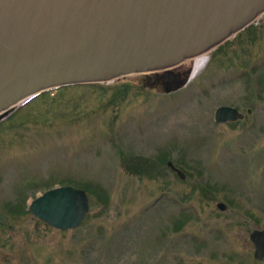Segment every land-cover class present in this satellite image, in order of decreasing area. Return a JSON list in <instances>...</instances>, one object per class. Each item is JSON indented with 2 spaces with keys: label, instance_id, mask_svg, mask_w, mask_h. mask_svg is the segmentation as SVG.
I'll return each mask as SVG.
<instances>
[{
  "label": "rangeland",
  "instance_id": "rangeland-1",
  "mask_svg": "<svg viewBox=\"0 0 264 264\" xmlns=\"http://www.w3.org/2000/svg\"><path fill=\"white\" fill-rule=\"evenodd\" d=\"M250 24L178 89L131 74L0 118V264H264L249 238L264 228V13ZM220 105L244 116L216 123ZM137 157L148 176L125 168ZM66 184L89 189L78 227L25 212Z\"/></svg>",
  "mask_w": 264,
  "mask_h": 264
},
{
  "label": "water",
  "instance_id": "water-1",
  "mask_svg": "<svg viewBox=\"0 0 264 264\" xmlns=\"http://www.w3.org/2000/svg\"><path fill=\"white\" fill-rule=\"evenodd\" d=\"M262 13L264 0H0V118L41 92L131 74H146L149 82L157 74L167 92L178 89L192 67L182 78L170 70L210 52ZM243 116L231 105L214 111L216 123ZM167 166L185 177L171 160ZM89 207L87 192L66 184L33 198L28 211L66 230L78 227ZM249 238L254 258L264 261V228Z\"/></svg>",
  "mask_w": 264,
  "mask_h": 264
},
{
  "label": "trees",
  "instance_id": "trees-1",
  "mask_svg": "<svg viewBox=\"0 0 264 264\" xmlns=\"http://www.w3.org/2000/svg\"><path fill=\"white\" fill-rule=\"evenodd\" d=\"M255 29L256 27L252 26L251 24L247 27H245L243 30H241L240 32H238L236 34V37L238 35H240L243 31H246V32H249L248 34H254L253 32H255ZM222 45V44H220ZM220 45L218 47H220ZM251 69H256V68H251ZM188 70V69H186ZM170 73H174V74H178L179 72L177 71H174V70H170L169 71ZM157 75V74H156ZM159 76V75H157ZM77 85H86V84H77ZM87 85H100L99 83H91V84H87ZM71 86V85H69ZM72 86H75V85H72ZM62 87H66V86H62ZM62 87H58V88H54V89H50V90H47V91H44V92H41L40 94L30 98L29 100H27L26 102H24L22 105L19 106V108L16 109V111H19L21 110L22 108H24L26 105H28L30 102H32L33 100H36L37 98L39 97H42L44 95H47V94H52V95H55V93H57L59 90L62 89ZM120 92V91H118ZM126 159L123 160V164L125 166V168L135 174H138V175H147L152 167V162H150L149 159L147 158H140V157H137V158H133L131 159V161L128 163V159L125 161ZM148 176V175H147ZM50 187V186H48ZM86 191H89V189L87 187H84L82 186ZM20 212V211H18ZM25 212L26 213H29L28 210L25 209Z\"/></svg>",
  "mask_w": 264,
  "mask_h": 264
},
{
  "label": "bare ground",
  "instance_id": "bare-ground-1",
  "mask_svg": "<svg viewBox=\"0 0 264 264\" xmlns=\"http://www.w3.org/2000/svg\"><path fill=\"white\" fill-rule=\"evenodd\" d=\"M209 59L208 52L203 53L200 55H197L190 59V62L192 64V74L190 78L194 77L198 72H200L201 69L205 67Z\"/></svg>",
  "mask_w": 264,
  "mask_h": 264
},
{
  "label": "flooded vegetation",
  "instance_id": "flooded-vegetation-1",
  "mask_svg": "<svg viewBox=\"0 0 264 264\" xmlns=\"http://www.w3.org/2000/svg\"><path fill=\"white\" fill-rule=\"evenodd\" d=\"M161 75V74H160ZM178 75L182 78L184 77V73L183 72H179ZM163 81L162 79L160 78V76H157L156 74H152V80H151V84H155V85H158V84H162Z\"/></svg>",
  "mask_w": 264,
  "mask_h": 264
}]
</instances>
